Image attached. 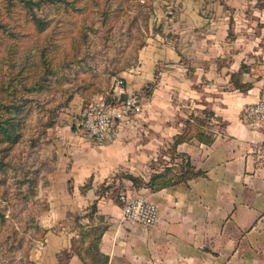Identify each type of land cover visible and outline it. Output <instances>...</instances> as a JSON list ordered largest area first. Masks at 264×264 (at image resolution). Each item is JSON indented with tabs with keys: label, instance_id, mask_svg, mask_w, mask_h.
<instances>
[{
	"label": "crops",
	"instance_id": "1",
	"mask_svg": "<svg viewBox=\"0 0 264 264\" xmlns=\"http://www.w3.org/2000/svg\"><path fill=\"white\" fill-rule=\"evenodd\" d=\"M262 2L176 0L169 25L178 33L175 41L155 40L141 49L139 65L126 79L128 92H139L155 80L163 62L158 86L137 113L118 121L115 141L94 143L76 120L49 129L42 152L47 157L54 151L57 158L54 170L40 180L49 209L39 220L48 231L31 253L35 264H58L61 251L79 237L73 216L84 215L94 200V219L81 222L106 226L94 248L109 264H264V131L251 130L242 120L243 108L258 100L264 85ZM238 72L240 82L249 85L245 91L232 81ZM81 100L75 97L69 117L80 114ZM208 108L214 116L207 118L206 132L213 142L178 146L205 176L156 192L117 179L158 205L155 227L126 221L123 206L108 192L99 197V187L120 172L148 179L151 162L184 120ZM68 264L84 262L73 254Z\"/></svg>",
	"mask_w": 264,
	"mask_h": 264
},
{
	"label": "rangeland",
	"instance_id": "2",
	"mask_svg": "<svg viewBox=\"0 0 264 264\" xmlns=\"http://www.w3.org/2000/svg\"><path fill=\"white\" fill-rule=\"evenodd\" d=\"M30 1L32 0L16 3L17 7L12 8L14 11L11 15L4 1L0 0L2 18L13 27L17 35L22 37L16 41L15 51L10 56L9 46L14 41L8 34L0 31L1 41L4 42L3 45L0 44V80L6 68L3 62L11 57L19 66L21 63H27V72H32L30 73L32 81L35 74L44 70L38 65L39 49L48 45L49 50L52 51L51 65L59 71V75H64L66 78L62 86L53 83L51 91L45 92V96L58 97L66 91L71 92L75 88H80L82 93L76 94L75 97L82 99L79 103L82 106L81 110L85 106V99H90L92 96L94 98L101 95L100 93L111 92L115 79L124 77L128 80V74H132V70L139 65L141 49L155 40L160 42L174 40L173 37L178 35L169 28L172 23L170 18L178 8L176 0H39L37 5ZM262 3L264 6V0ZM34 12L49 21L48 29L41 34L33 25L32 13ZM147 18H149L148 21ZM233 35L234 28L231 23L229 37ZM162 63L157 65L155 80L148 82L143 88L146 92L149 91L150 95H146L145 91L142 92L143 89L136 92L141 96L142 103L151 97L157 88V81L160 79L158 76L164 67ZM75 97L70 105L61 111L56 125L67 120L74 124L75 120H79L77 114L69 117L72 112L71 105L76 104ZM76 102L79 100L76 99ZM206 110L209 108L200 111L198 115H195V111L191 114L208 118L210 115L206 113ZM39 130L40 122L37 114L33 113L24 129L23 139L15 149L17 160L32 159L31 139L38 137ZM170 145L171 142L165 148H161L158 151V157ZM163 156L162 161H168L170 158L169 154ZM42 157L45 158L43 153ZM156 163L160 169L163 168L164 163L161 160ZM13 182V179H9L5 186H0V205L5 209L7 217L12 210L17 212L22 208L19 201H15L17 206L13 207L15 204L13 200L18 193ZM126 190V188L120 189L118 195ZM39 191L38 186L35 202L27 203L21 210L20 216L25 221L34 218L36 223L40 222L39 217L48 206V199ZM121 205L123 206L122 203ZM22 226L26 229L27 225ZM4 234L6 232L0 234V264L9 263L11 258L8 249L10 243L8 241L4 243L5 238L2 239ZM37 234L34 230L29 231L24 248L13 254L15 256L13 264L26 260L27 255L31 256L39 242L40 231L38 236Z\"/></svg>",
	"mask_w": 264,
	"mask_h": 264
},
{
	"label": "trees",
	"instance_id": "3",
	"mask_svg": "<svg viewBox=\"0 0 264 264\" xmlns=\"http://www.w3.org/2000/svg\"><path fill=\"white\" fill-rule=\"evenodd\" d=\"M6 4L8 12L12 15V8L17 7L18 2L26 0H3ZM29 1V0H28ZM37 5L39 0L30 1ZM0 31L8 34L14 41L9 46V55H13L15 51L16 41L21 35H17L13 27L7 24L0 13ZM10 17V16H9ZM149 18H147V21ZM31 21V20H30ZM33 25L36 31L41 34L49 27V21L45 20L39 14L32 13ZM1 41L0 44L3 45ZM7 45V44H6ZM54 47V46H53ZM52 47V49H53ZM40 48V46H39ZM48 45H44L39 49L38 65L44 70L39 74H35L31 81L32 72H27V63H21L19 66L11 57L8 61L3 62L6 65L2 72L0 80V186H5L9 179H13L16 186V197L13 200L20 202V208L17 212H12L7 217L5 209L0 205V234L6 232L4 243L7 241L10 251V262L3 264H13L15 262L14 253L21 251L26 243L27 235L30 230H34L40 236L38 240L45 238L47 229L42 227L40 222L36 223L34 218L24 220L20 216L21 210L27 203L35 202V197L38 194V186L43 174L49 173L55 168L56 153L53 151L47 157H42V151L45 145L48 144L49 129L53 128L59 118L61 111L68 107L76 94L82 93L80 88H75L71 92L66 91L61 96L46 97L45 92L51 91L53 83L62 86L65 82L64 75H59V71L51 65L50 53ZM240 72L232 75V81L236 88L245 91L249 88L248 84L242 83L239 80ZM145 89L142 90V92ZM146 95H150L149 91H145ZM103 94V93H100ZM93 97V96H92ZM85 99L87 105L93 98ZM208 111V112H207ZM33 113L37 114L40 122V130L38 137L31 139V160H17L15 158V149L20 144L24 136V129ZM210 117L214 116L212 110H206ZM184 125L181 131L173 136V140L169 148L165 152H161L156 160L151 162V173L148 179L142 175H134L127 172H120L109 183H104L99 187V197L109 193L110 198L117 204H121L118 191L125 188L123 182L117 184L118 178L130 180L133 187L148 188L152 192L172 187L178 184L186 183L191 179L205 176L206 171L198 169L188 154L179 152L178 146L184 142L198 140L205 144H211L214 140L213 136L206 132V127L209 126L207 118H200L193 114L184 120ZM170 156L168 161H162L163 155ZM158 160L164 163L163 168L157 165ZM38 201V200H37ZM15 203L13 207H16ZM6 208V207H5ZM49 209V203L45 211ZM98 211V200L88 206L84 215H74L71 224L78 229L79 237L72 240V248L63 250L59 254L58 264H68L70 257L77 254L84 264H109V257L96 251L94 246L101 239L106 226L88 228L89 223H82L83 218H89L90 222L94 219V215ZM27 225L26 229L25 226ZM39 229V231H37ZM37 234V236H38ZM36 236V238H37ZM24 261H19L17 264H35L30 255H27Z\"/></svg>",
	"mask_w": 264,
	"mask_h": 264
},
{
	"label": "built area",
	"instance_id": "4",
	"mask_svg": "<svg viewBox=\"0 0 264 264\" xmlns=\"http://www.w3.org/2000/svg\"><path fill=\"white\" fill-rule=\"evenodd\" d=\"M141 107V96L128 92L125 78L119 77L115 79L111 92L97 95L82 108L78 127L94 143L108 145L118 136V121L122 116L137 113ZM242 120L251 130L264 131V85L258 100L243 108ZM119 198L126 221L147 228L159 223V208L155 202L127 190L121 191Z\"/></svg>",
	"mask_w": 264,
	"mask_h": 264
}]
</instances>
